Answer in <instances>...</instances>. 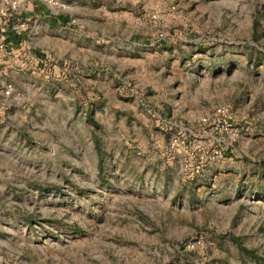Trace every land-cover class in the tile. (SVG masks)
Returning <instances> with one entry per match:
<instances>
[{"label": "rangeland", "instance_id": "obj_1", "mask_svg": "<svg viewBox=\"0 0 264 264\" xmlns=\"http://www.w3.org/2000/svg\"><path fill=\"white\" fill-rule=\"evenodd\" d=\"M37 1L66 22L19 0L0 54V264H264V0ZM219 105L243 132L190 180L167 144Z\"/></svg>", "mask_w": 264, "mask_h": 264}, {"label": "built area", "instance_id": "obj_2", "mask_svg": "<svg viewBox=\"0 0 264 264\" xmlns=\"http://www.w3.org/2000/svg\"><path fill=\"white\" fill-rule=\"evenodd\" d=\"M50 7L64 8L57 0H43ZM19 0H0V54H7L10 45L5 42L7 30L15 36L25 31V23L13 17L12 13ZM20 44H18L19 46ZM11 85L0 73V96H11ZM200 132L190 133V142L177 136H172L167 144L171 159H177L179 171L188 179L200 176L206 167L223 159L225 152L231 151L243 132L242 122L231 114L228 105H219L198 120ZM203 246L201 234H194L177 245L182 253L194 252ZM181 264H197L181 263Z\"/></svg>", "mask_w": 264, "mask_h": 264}, {"label": "crops", "instance_id": "obj_3", "mask_svg": "<svg viewBox=\"0 0 264 264\" xmlns=\"http://www.w3.org/2000/svg\"><path fill=\"white\" fill-rule=\"evenodd\" d=\"M28 6L30 7V10H28V13L26 15H29L31 17L35 16V17H39L41 22H43V27L42 29L44 31H51L52 28H54L53 26H51V24L49 23L48 19L49 18H52L50 17V13L48 11V9L43 5V4H40L37 0H29V2L27 3ZM28 9V8H27ZM108 13V12H107ZM101 15L103 16L102 19H100V21H98L96 24H98L99 26H101V28L104 30V27L109 23L108 20L111 21V18L108 14L106 13H101ZM106 15V16H105ZM88 20H93V21H97L95 19H91V18H88ZM56 27V25H55ZM82 28V27H81ZM133 46H137V45H140L138 42H134V43H131ZM136 61H138L139 59H136ZM198 128H199V125H198Z\"/></svg>", "mask_w": 264, "mask_h": 264}, {"label": "trees", "instance_id": "obj_4", "mask_svg": "<svg viewBox=\"0 0 264 264\" xmlns=\"http://www.w3.org/2000/svg\"><path fill=\"white\" fill-rule=\"evenodd\" d=\"M48 21L50 24H56L61 22H66L63 16L57 15L52 18H49ZM21 40V37L15 36L13 33H11L9 30H7L5 34V42L9 44L11 47L18 46L19 42Z\"/></svg>", "mask_w": 264, "mask_h": 264}]
</instances>
